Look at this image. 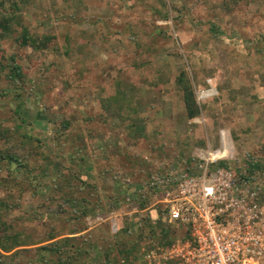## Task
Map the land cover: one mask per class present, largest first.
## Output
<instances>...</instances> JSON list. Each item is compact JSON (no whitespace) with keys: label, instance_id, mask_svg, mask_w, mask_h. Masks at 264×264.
I'll return each instance as SVG.
<instances>
[{"label":"rangeland","instance_id":"obj_1","mask_svg":"<svg viewBox=\"0 0 264 264\" xmlns=\"http://www.w3.org/2000/svg\"><path fill=\"white\" fill-rule=\"evenodd\" d=\"M25 1L0 0V18H11L0 36V124L13 132L0 142V155L34 169L28 177L17 167L19 190L7 181L0 186V199L18 204L2 219L31 244L16 260L33 264L30 249L53 234L76 237L72 248L62 243L64 251L87 249L75 264H149L145 252L165 248L163 225L145 221L153 193L133 214L122 200L139 202L151 175L187 155L201 160L221 152L213 160L245 174L250 161L260 163L250 183L264 205V0L229 14L224 0H27L23 7ZM23 30L54 40L46 48L23 46ZM13 67L19 79H11ZM182 68L198 108L192 120L177 88ZM206 78L208 88L198 85ZM123 90L140 108L126 124L144 119L143 138L133 139L125 122L101 107ZM7 175L1 166L0 180ZM56 177L73 179L76 196L87 202L100 196L98 206L79 200L76 212L53 198Z\"/></svg>","mask_w":264,"mask_h":264},{"label":"built area","instance_id":"obj_2","mask_svg":"<svg viewBox=\"0 0 264 264\" xmlns=\"http://www.w3.org/2000/svg\"><path fill=\"white\" fill-rule=\"evenodd\" d=\"M184 161L152 178L154 201L145 210H151L152 219L161 210L164 222L180 224L187 236L175 238L164 249L145 252L144 261L260 264L264 260L261 190L237 178L230 168L218 167L221 160Z\"/></svg>","mask_w":264,"mask_h":264},{"label":"trees","instance_id":"obj_3","mask_svg":"<svg viewBox=\"0 0 264 264\" xmlns=\"http://www.w3.org/2000/svg\"><path fill=\"white\" fill-rule=\"evenodd\" d=\"M256 0H224L223 1V10L225 13L229 14L230 12L233 11V9L238 8V7H246L252 2H255ZM27 0L23 2V7L27 4ZM12 9L17 8L16 4L11 5ZM11 21L10 16H5L0 18V36L5 33L8 30V25ZM213 31L216 29L214 25L211 26V30ZM89 37L92 38V35ZM21 45L26 46L30 45L34 49H38V47L41 48H46L51 44V41L54 40V36L49 35V36H31L29 32L23 30V33L21 35ZM263 54V60H264V51H262ZM2 56V52L0 53ZM19 68L13 67L11 69V79H19L20 78V73H19ZM209 75V74H208ZM211 77V74H210ZM161 85H163L161 82L162 80L158 78V81ZM155 83V82H154ZM202 84L205 88H208L209 85H207V78L203 79L202 82H200L198 85ZM151 85V83H150ZM154 85V84H153ZM177 85L179 91L183 94L184 96V104H185V113H186V119L192 120L197 117L198 115V108L195 102V96L192 91V83L190 81V78L188 77V71L185 70V68H182L180 71L179 75L177 76ZM158 89L157 91H159ZM131 96H127L126 92L123 90L121 92H118V94L110 97L108 100L104 99L100 101L101 107L106 111L107 116L106 117H118L121 119V121H124L126 127L125 130L128 131V133H134L135 135L133 136V139H138V138H143L145 134V122L144 119H139V120H133L130 121V124H126L125 119L129 118H135L137 114L140 113V108L138 106H134L131 101ZM112 105L116 106V111L112 110ZM122 111L124 114V118L119 115L118 113ZM121 113V112H120ZM128 117V118H127ZM64 124V123H63ZM10 138H13V132L12 129L9 127H5L2 124H0V142H8ZM194 157L187 155V163L193 160ZM19 165H22L23 168V173L30 177L33 176V168H29L26 164H22L20 160L13 156L12 154H5V155H0V167L3 166L6 168V171L8 172V175L0 180V186H2V181H7V184H5L8 189H20L21 187L17 183V175H16V169ZM248 168L245 170L246 174H251L249 177L242 172L241 169H233L228 162L221 160L218 162L217 166L222 167V168H230L233 170L235 176L239 179H244L248 182H252L253 177L252 174L254 171L257 169L260 170L261 164L260 163H254L250 161L248 164ZM43 176V175H42ZM151 175L149 177V181L152 179ZM44 177V176H43ZM8 178V180H7ZM35 179H33L34 181ZM73 179H70L68 181H63L60 178L56 177L55 181V186L52 188L51 195L53 198L58 197L62 202H64L66 205L69 206L70 209L81 212V209L78 208L77 202L79 200H83L86 205H91L93 208L98 206L99 200L101 201V197L97 196V203L96 202H91V201H86L84 198H78L76 194L79 192V190L76 188V186L73 185ZM25 184V182H22ZM77 189V190H76ZM95 189H97L95 187ZM146 194L144 195V198H141L139 202H136L132 198H130L129 201L127 199L129 197H126V200H122L126 206L133 207L135 209H140L143 210L146 208V206L149 204V201L146 199V197L149 195L150 191H145ZM21 193V191H20ZM20 193L17 196V200L21 198ZM145 199V200H143ZM18 204H12L7 201H3L0 199V264H24L21 263L20 261L16 260L18 256H20L22 253H26L25 251H29L28 249H23V246H28L31 244L30 241L28 240V236L24 235L22 232H14L13 226L10 222L4 221L2 218L5 215H9L10 211H12ZM160 209V207H158ZM83 215H86V208L84 207L83 209ZM159 210V215L156 218L155 224L157 225H163V228L161 229L160 237L161 241L159 242V245L162 246H169L172 241H174L175 238L177 237H186L187 233L183 232V228L181 227L180 224H168L164 222ZM147 216V215H146ZM146 222H151L152 220L148 216L145 220ZM111 233H116L118 230L116 229L113 230L112 224H110L109 227ZM182 229V230H181ZM77 232L72 233V235H75ZM57 237L54 236L53 234H50L47 236V238L43 242H49L47 245H41V246H36L33 249H30V252H34L36 255V259L33 264H75L76 263V258L77 260L83 258L82 255L87 254V249L86 250H76L75 253H71L69 251H64L62 243L67 244L66 246H69L70 248L74 247V244H71V241H75L76 237H70V238H63L62 240H55ZM42 243V242H40ZM37 243V244H40ZM34 247V246H32ZM127 255V253H126ZM76 256V258H75ZM82 263V261H81ZM32 264V263H28ZM165 264H172L171 262H167Z\"/></svg>","mask_w":264,"mask_h":264},{"label":"bare ground","instance_id":"obj_4","mask_svg":"<svg viewBox=\"0 0 264 264\" xmlns=\"http://www.w3.org/2000/svg\"><path fill=\"white\" fill-rule=\"evenodd\" d=\"M217 154H221V152H218V153H215V154H214V153L211 154V158H212V160H213V159H219V158H221V157H217ZM216 157H217V158H216Z\"/></svg>","mask_w":264,"mask_h":264}]
</instances>
